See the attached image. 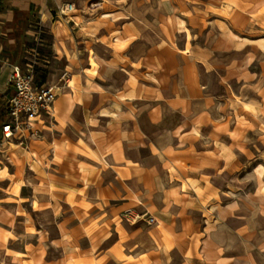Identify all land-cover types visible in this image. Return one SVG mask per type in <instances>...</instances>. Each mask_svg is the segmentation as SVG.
Wrapping results in <instances>:
<instances>
[{"label":"clouds","instance_id":"9594fccd","mask_svg":"<svg viewBox=\"0 0 264 264\" xmlns=\"http://www.w3.org/2000/svg\"><path fill=\"white\" fill-rule=\"evenodd\" d=\"M0 264H264V0H0Z\"/></svg>","mask_w":264,"mask_h":264}]
</instances>
